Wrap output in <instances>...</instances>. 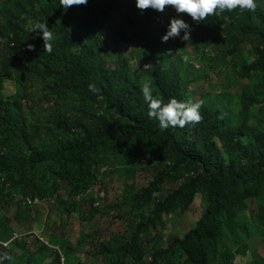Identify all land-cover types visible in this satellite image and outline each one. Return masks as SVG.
Here are the masks:
<instances>
[{"label": "trees", "instance_id": "16d2710c", "mask_svg": "<svg viewBox=\"0 0 264 264\" xmlns=\"http://www.w3.org/2000/svg\"><path fill=\"white\" fill-rule=\"evenodd\" d=\"M176 15L170 7L141 10L135 0H88L67 10L59 0H0V205L11 210L0 217V255L13 257L4 264H85L86 253L90 264H233L256 246L252 224L264 234V0L254 12H217L201 24L184 14L211 47L195 57L198 67L178 59L193 42L160 39ZM37 21L54 33L51 53ZM228 65L235 93L229 84L200 95L189 88ZM93 82L100 93L88 90ZM144 82L164 103L202 101L203 119L161 129L147 115ZM144 169L152 172L147 183H123L128 211L117 220L105 177ZM197 193L203 212L194 225L165 239L170 215L184 213ZM101 203L113 214L107 239L82 232L60 250L32 237V224L49 210L64 234L77 216L96 227ZM21 207L27 211L15 219ZM15 231L20 237L5 247Z\"/></svg>", "mask_w": 264, "mask_h": 264}, {"label": "rangeland", "instance_id": "374dc122", "mask_svg": "<svg viewBox=\"0 0 264 264\" xmlns=\"http://www.w3.org/2000/svg\"><path fill=\"white\" fill-rule=\"evenodd\" d=\"M192 32H194V35L192 34V39L189 40L193 42V45L188 46L190 50H188L189 53L184 52L181 54H178V59H182L183 63H186V61L183 59L184 56L188 57V61L195 62V66L198 67L199 63L195 61V57H199L200 54H202L203 51H211V47L209 45L205 44V37L202 33L198 34V31L194 29ZM122 45V44H121ZM123 46V45H122ZM246 49L250 48L249 44H245ZM221 68V67H220ZM232 75H231V68L228 66H224L221 68V70L218 69H212V71L208 74H206L205 77H201L199 79H193L191 83L189 84V88L193 89L197 92L196 95H200L202 92H219L223 86L226 84H229L230 88L233 85L232 83ZM6 88L3 90L4 94H10L15 90V87L12 82L6 83ZM240 88V87H239ZM231 90L235 93L236 87H232ZM219 106H225V102H218ZM46 107H49V102H44ZM152 172L147 170H138L135 171L134 174L131 176H128L124 173H115L110 174L105 177V181L109 184L108 188L105 190H108L109 192V203L115 205V213L117 215V220H120L119 216H122L125 212L128 211V205L121 203V187L123 186V183L127 184H133L135 187H140L147 183L149 178L151 177ZM99 188V185L97 186ZM96 188V190H98ZM104 190V191H105ZM103 188H101V195H103ZM102 202V201H101ZM14 205V204H13ZM16 206V205H14ZM101 208L104 212L102 221L100 224H98L96 227H91L87 220H80L77 217L69 218V221L66 222V233H63V227L60 226L61 219L59 214L56 212L53 213L51 210L46 212L45 214H40V218L35 221L32 224L31 232L34 233L32 236L33 238L38 235L41 237V239H44L46 242L50 244V246H55L60 250H64L65 246L67 244V241H70L71 243H74L77 241L79 235L82 232H92L91 234H94L95 239L98 238L99 235L100 238L107 239L108 234L106 233L107 226H109V223L111 222V219L113 217L112 213H108L107 209H105V206L103 203H101ZM9 205H0V217L1 219H8L9 214H11V210H9ZM11 209H13L11 207ZM27 211L26 208H20L17 211L15 219H19L21 216L24 215V213ZM7 212V214H6ZM203 212V206H202V197L200 193L196 194V197L193 201V203L189 206V208L182 214L179 215H170L169 220L167 221L166 225L162 227V231L164 233V238L168 239L171 236L180 235L182 236L184 232L192 225H194L196 219L200 216V214ZM9 213V214H8ZM15 213V209L12 212V214ZM245 223H248L250 225V215L246 213L245 215ZM112 223V222H111ZM110 223V224H111ZM10 228L12 230H17L16 225L13 223L11 224ZM253 236L258 239V242L264 238V234L262 231L256 227V225L251 226ZM1 231V230H0ZM18 231H15V233L12 235L10 240H7L6 242H3V245L5 246V243H7V247L13 246V240L16 237H20L19 234H17ZM1 236V235H0ZM31 235H28V240L32 239ZM52 238V239H51ZM90 240V239H89ZM99 241V239L97 240ZM254 246V244H250L249 251L246 255L237 254V257L233 264H250L252 261H260L264 257V247L260 245V242ZM86 243L84 245L83 251L89 248V246ZM229 244L233 245V241L231 238H229ZM19 248L14 247L13 253L18 254ZM84 253V252H83ZM83 253L80 255L82 256ZM91 255V253H89ZM89 254L84 255V263L90 264L91 256ZM179 256L184 258L185 256L183 253H179ZM94 260H96L94 258ZM97 261V260H96ZM46 263V262H45ZM97 264L99 262L97 261Z\"/></svg>", "mask_w": 264, "mask_h": 264}, {"label": "clouds", "instance_id": "9594fccd", "mask_svg": "<svg viewBox=\"0 0 264 264\" xmlns=\"http://www.w3.org/2000/svg\"><path fill=\"white\" fill-rule=\"evenodd\" d=\"M59 2L61 7L67 10L73 5H87L88 0H59ZM135 4L141 10L151 8L157 12H164L168 7L174 9L177 15L170 18L167 30L160 38L162 42H167L170 39L181 41L192 39V24L184 18V14L189 16L194 23L201 24L217 12H231L237 8L254 12L258 6V0H135ZM34 31L42 37L44 50L49 53L53 52L55 36L49 29L47 21H37ZM28 48L32 50L35 45L29 44ZM169 52L171 53L172 50L169 49ZM183 59L187 62L188 57L184 56ZM148 66V64L144 65L145 68ZM88 90L93 93L102 91L94 82L88 84ZM140 90L147 102L148 117L158 120V126L161 129L183 128L188 124H197L203 119L200 111L202 101H183L172 97L167 103H164L160 97L154 95L150 82H144ZM5 247H7V243H5ZM12 259L10 254L4 253L0 255V264H4L5 260Z\"/></svg>", "mask_w": 264, "mask_h": 264}, {"label": "built area", "instance_id": "2783aa9c", "mask_svg": "<svg viewBox=\"0 0 264 264\" xmlns=\"http://www.w3.org/2000/svg\"><path fill=\"white\" fill-rule=\"evenodd\" d=\"M37 200V199H36Z\"/></svg>", "mask_w": 264, "mask_h": 264}]
</instances>
